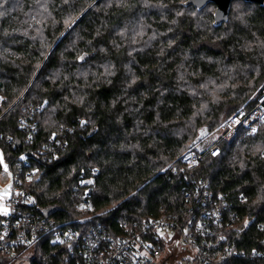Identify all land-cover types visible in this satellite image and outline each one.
Returning a JSON list of instances; mask_svg holds the SVG:
<instances>
[{"label": "trees", "instance_id": "1", "mask_svg": "<svg viewBox=\"0 0 264 264\" xmlns=\"http://www.w3.org/2000/svg\"><path fill=\"white\" fill-rule=\"evenodd\" d=\"M186 1L0 0V151L23 179L36 172L23 184L31 204L25 208L84 235L76 248L51 245L42 234L32 264H86L88 239L103 249L105 237L125 235L123 223L166 218L185 228L205 212L199 198L206 191L207 205L227 202L225 217H235L229 239L244 253L222 264H264L252 256L264 253V124L255 135L240 128L217 154H206V137L223 115L252 108L264 82V6L233 1L228 21L215 27L214 14L204 19L207 9ZM44 3L48 22L39 35L35 11ZM148 26L159 40L135 44L133 34ZM89 63L112 72L89 87L78 75ZM222 76L244 82L232 106L211 105L205 127L181 135L202 102L192 86ZM198 142L205 155L187 171L180 158ZM247 217L254 221L243 229Z\"/></svg>", "mask_w": 264, "mask_h": 264}, {"label": "built area", "instance_id": "2", "mask_svg": "<svg viewBox=\"0 0 264 264\" xmlns=\"http://www.w3.org/2000/svg\"><path fill=\"white\" fill-rule=\"evenodd\" d=\"M4 101L5 97L0 93V106ZM262 124H264V85L255 96V104L252 108L242 107L225 119L214 133L206 137L212 141L206 154H217L219 143H231L240 128L255 135ZM30 128L35 130L36 125L31 124ZM253 129L256 131L253 132ZM201 142L187 150L180 158L187 171L195 170L205 155L199 151ZM7 166L12 180L11 197L8 200L1 198V201L11 210L8 215L0 212V264H32L34 246L42 234L51 236V245L71 243L76 248H80V240H84V235L79 230L67 224H57L53 220L43 219L25 208L31 204L30 195L23 184L31 182L36 172L26 174L23 179L20 175L22 168L15 173L11 171L9 164ZM79 187H84L83 181L79 182ZM197 191H199L198 187L196 193ZM89 196L87 192L86 205ZM210 197L206 191L204 197L199 198L205 201L203 204L205 212L195 223L189 222L185 228L166 218L150 219L134 224L123 223L120 227L125 231V235L117 241L105 237L104 242L108 246L103 249L97 239L88 237L90 238L88 249L83 253L84 262L86 264H155L166 252L168 243L174 240H179L183 247L193 252V257L187 259L184 264H222L234 257L244 256L243 252L236 250L234 242L229 239L235 228V217H225L227 202L221 200L223 202L221 205H207L206 200ZM187 198H190V195ZM253 221V218H245L243 229L248 228ZM252 256L264 257V253L257 251L252 253Z\"/></svg>", "mask_w": 264, "mask_h": 264}, {"label": "rangeland", "instance_id": "3", "mask_svg": "<svg viewBox=\"0 0 264 264\" xmlns=\"http://www.w3.org/2000/svg\"><path fill=\"white\" fill-rule=\"evenodd\" d=\"M96 2H93L84 12L89 10L94 6ZM47 5L44 3L43 5L40 6V9L36 10L35 12L37 13L35 18L37 20V23L39 25L38 30H36V34H41L44 28L46 27V24L48 22V19L45 18L44 14H47ZM159 9L163 10L165 8L160 7ZM207 9L206 11L202 12V16L204 19L208 17L211 14H215L216 7L214 6H207V8H203L202 10ZM197 10V9H196ZM198 10V11H202ZM241 10V7L239 6L238 3H236L235 6V13L238 14V12ZM34 18V19H35ZM79 17H72L69 20V24L67 27V30L64 31V33L60 36V38L66 34L68 30H71L73 26L77 23L79 20ZM50 20V19H49ZM47 21V22H46ZM200 25H202V22H198ZM45 24V26H44ZM33 26V25H32ZM152 31V32H151ZM41 32V33H40ZM136 38L135 44H139L140 41L146 44L147 47L152 46L155 41L159 40V37L156 36L157 33L154 31V28L152 29L151 26H148L144 28L141 32H137L133 34ZM76 38V37H75ZM75 40L71 43H68L69 46H74L75 45ZM54 48V45L49 48V51L46 55V58ZM79 78H81L86 85L89 87L92 86L94 83L99 82L100 80L103 79V77L109 76L110 72H112V69L109 65L107 64H102V63H89L87 66H83L79 69ZM107 75V76H106ZM249 75V74H248ZM246 75V81L247 77ZM226 76H222L218 79H207L202 82L201 86L198 88H194L192 86V90L194 92H198V97L201 98V106L199 109L196 110L194 117L192 118L191 121H189L186 125L185 130L180 129V134L181 135H192V133L195 131L196 134L201 130L202 128L205 127V119L207 116V113L211 111V105H220L221 103H224L225 106L227 107L226 109L228 110L232 106V101L235 97L236 89L240 87L241 85L244 84V82H234L232 78H225ZM137 79L134 77L132 80L135 82ZM192 85V83H190ZM264 85V82L259 86L262 87ZM259 87L257 90L252 94L250 100L254 99L255 96L257 95L259 91ZM77 98V96H75ZM78 98H81L78 96ZM239 107L233 106V112L236 111ZM226 110V111H227ZM228 116V112L223 115L221 122H223L226 117ZM0 158L2 161V170L0 171V212L3 215H8L10 213V207L8 205H5L2 201L1 198L3 199H10L11 197V176L9 173V168L7 166V163L5 162L4 156L2 151H0ZM8 183V185H7ZM6 211V214H5ZM168 248L166 252L164 253L163 256H161L159 259H157V262L155 264H184L187 259L193 257V252L189 248L183 247L180 243L179 240H174L173 242L170 241L168 243Z\"/></svg>", "mask_w": 264, "mask_h": 264}, {"label": "water", "instance_id": "4", "mask_svg": "<svg viewBox=\"0 0 264 264\" xmlns=\"http://www.w3.org/2000/svg\"><path fill=\"white\" fill-rule=\"evenodd\" d=\"M233 1L236 0H187L183 5L185 7H194L197 10H202L209 4H213L216 7L214 14V26L221 27L224 23L228 21L230 9ZM250 4H255L259 6H264V0H239ZM17 144L20 142L17 140ZM51 212V210L46 211V216Z\"/></svg>", "mask_w": 264, "mask_h": 264}, {"label": "snow or ice", "instance_id": "5", "mask_svg": "<svg viewBox=\"0 0 264 264\" xmlns=\"http://www.w3.org/2000/svg\"><path fill=\"white\" fill-rule=\"evenodd\" d=\"M256 130L255 129H253V132H255ZM89 183H91V181H89ZM5 214H6V211H5Z\"/></svg>", "mask_w": 264, "mask_h": 264}]
</instances>
